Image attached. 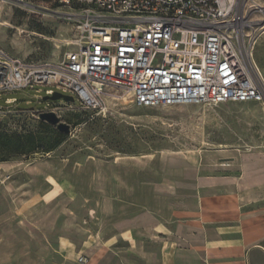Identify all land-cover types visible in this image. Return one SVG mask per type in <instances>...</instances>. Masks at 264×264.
<instances>
[{"label":"crops","instance_id":"crops-1","mask_svg":"<svg viewBox=\"0 0 264 264\" xmlns=\"http://www.w3.org/2000/svg\"><path fill=\"white\" fill-rule=\"evenodd\" d=\"M64 161L0 182V264H264V195L250 197L243 161L174 151L155 178L146 155Z\"/></svg>","mask_w":264,"mask_h":264},{"label":"built area","instance_id":"built-area-1","mask_svg":"<svg viewBox=\"0 0 264 264\" xmlns=\"http://www.w3.org/2000/svg\"><path fill=\"white\" fill-rule=\"evenodd\" d=\"M260 1L57 0L53 14L75 31L65 40L74 49L35 63L0 47V92L54 88L95 113L122 96L143 107L264 102L253 57L264 20L249 16Z\"/></svg>","mask_w":264,"mask_h":264},{"label":"rangeland","instance_id":"rangeland-1","mask_svg":"<svg viewBox=\"0 0 264 264\" xmlns=\"http://www.w3.org/2000/svg\"><path fill=\"white\" fill-rule=\"evenodd\" d=\"M57 4V0H8L2 8L0 47L35 63L62 59L74 49L65 40L75 31L54 16ZM260 5L262 11H250L251 18L264 20V1ZM253 57L264 80V25H258ZM37 88L0 92V159L14 163L0 169V182L13 177L18 182L25 168L50 159H64L69 168L87 156L146 155L144 177L155 178L160 155L176 151L190 163L210 168L236 170L243 161L250 197L264 195V102L143 107L122 96L108 99L105 113H95L80 108L76 98L71 103L43 101L46 87ZM47 112L56 114L70 131L59 133L55 124L42 119L40 115Z\"/></svg>","mask_w":264,"mask_h":264},{"label":"water","instance_id":"water-1","mask_svg":"<svg viewBox=\"0 0 264 264\" xmlns=\"http://www.w3.org/2000/svg\"><path fill=\"white\" fill-rule=\"evenodd\" d=\"M60 99L63 100L64 102H69V103L74 101V97L72 95L65 94L59 91H53L51 94H46L45 96L42 97L43 101H47V100L55 101ZM40 116L42 119L47 120L51 124H55L58 130L65 133L70 131L69 125L64 122H60L56 114L52 112H47V113H42Z\"/></svg>","mask_w":264,"mask_h":264},{"label":"trees","instance_id":"trees-1","mask_svg":"<svg viewBox=\"0 0 264 264\" xmlns=\"http://www.w3.org/2000/svg\"><path fill=\"white\" fill-rule=\"evenodd\" d=\"M56 129H57V128H56ZM57 130H58V129H57ZM58 132L60 133V132H62V131L58 130ZM39 151H40L41 154L44 153L43 150H39ZM45 152H47V151H45ZM2 161H5V159H0V162H2Z\"/></svg>","mask_w":264,"mask_h":264}]
</instances>
